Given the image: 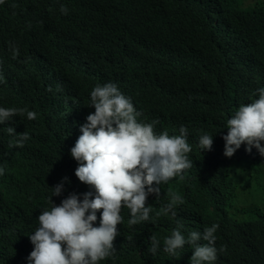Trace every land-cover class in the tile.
I'll return each mask as SVG.
<instances>
[{
    "label": "clouds",
    "instance_id": "clouds-1",
    "mask_svg": "<svg viewBox=\"0 0 264 264\" xmlns=\"http://www.w3.org/2000/svg\"><path fill=\"white\" fill-rule=\"evenodd\" d=\"M173 2L29 0V111L0 98L1 128L29 120L7 127L9 148L29 139L28 264H122L135 246L151 264H264V239L219 258L202 201L223 167L246 173L264 235V0Z\"/></svg>",
    "mask_w": 264,
    "mask_h": 264
},
{
    "label": "trees",
    "instance_id": "trees-1",
    "mask_svg": "<svg viewBox=\"0 0 264 264\" xmlns=\"http://www.w3.org/2000/svg\"><path fill=\"white\" fill-rule=\"evenodd\" d=\"M184 7V0H174L170 11L179 14ZM130 17H118L127 20ZM113 20L111 27L128 32L136 28V39L145 36L143 29L128 22ZM29 29L36 36L35 24L29 26V0H13L11 4L0 7V46L11 50L0 62V98L7 107L26 108L29 111ZM41 40V39H39ZM18 50L13 58V49ZM0 80V81H1ZM18 123L11 121L0 127V164L5 173L0 178V264H28L29 242V139L23 147L9 148V142L16 137L7 133L8 126H14L16 133H29V120L25 117ZM216 191L202 198L204 204L212 208L214 217L208 226L218 224L217 249L224 251L219 258L229 259L244 248H250L264 239L260 226L255 222L257 216L244 211L242 197L247 191H256L249 176L242 171L223 167L213 183ZM40 206L32 202L33 212ZM148 252L139 253V248L125 255L122 264H151L146 258Z\"/></svg>",
    "mask_w": 264,
    "mask_h": 264
}]
</instances>
